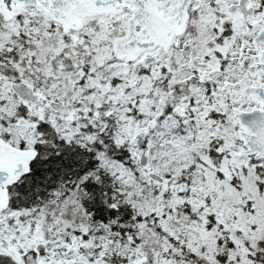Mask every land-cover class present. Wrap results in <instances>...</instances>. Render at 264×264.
<instances>
[{
	"label": "snow or ice",
	"instance_id": "snow-or-ice-1",
	"mask_svg": "<svg viewBox=\"0 0 264 264\" xmlns=\"http://www.w3.org/2000/svg\"><path fill=\"white\" fill-rule=\"evenodd\" d=\"M0 264H264V0H0Z\"/></svg>",
	"mask_w": 264,
	"mask_h": 264
}]
</instances>
